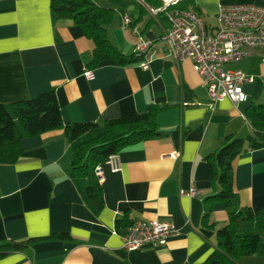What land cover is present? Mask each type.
<instances>
[{
	"label": "crops",
	"instance_id": "crops-1",
	"mask_svg": "<svg viewBox=\"0 0 264 264\" xmlns=\"http://www.w3.org/2000/svg\"><path fill=\"white\" fill-rule=\"evenodd\" d=\"M89 1L115 11L108 36L123 55H135L141 42L152 43L140 61L127 66L106 61L88 69L92 42L73 20L56 18L51 0H0V104L53 90L64 124L103 123L151 104L165 106L156 116L160 134L122 150L120 172L103 166L100 211L86 196L88 179L71 177L63 130L25 137L20 159L0 167V244L55 233L70 239L36 242L0 264H203L216 250L218 230L229 221L224 204L213 200L220 187L210 182L207 158L228 134L246 144L255 141L245 112L251 104H263L264 52L249 49L246 58L229 64L234 69H227L254 77L244 85L248 102L236 106L225 100L212 111L192 62L177 63L169 55L163 37L170 24L163 13H152L143 0ZM193 2L210 29L221 7L264 8V0ZM233 169L241 206L264 211V148L237 157ZM192 188L201 194H180ZM153 220L173 224L176 234L164 247L125 250L128 226ZM239 263L264 261L252 256Z\"/></svg>",
	"mask_w": 264,
	"mask_h": 264
},
{
	"label": "trees",
	"instance_id": "trees-1",
	"mask_svg": "<svg viewBox=\"0 0 264 264\" xmlns=\"http://www.w3.org/2000/svg\"><path fill=\"white\" fill-rule=\"evenodd\" d=\"M143 1L153 8L163 6L161 0ZM176 8L192 11L199 16L193 0H182ZM51 11L56 18L73 20L92 42L88 69L97 68L106 61H115L121 66L140 61L142 56H125L111 42L108 29L115 17L113 9L98 6L89 0H51ZM164 108L151 104L141 112H132L103 123L64 124L53 90L28 100L0 104V167L14 164L20 159L25 137L63 130L72 155L71 177L88 179L86 196L92 206L100 211L104 207V196L95 174L96 168L125 148L158 137L156 116ZM245 117L255 132V141L246 144L244 139L228 134L207 158L210 182L220 187L213 200L224 204L229 221L218 230L216 250L203 264H240L241 258L252 256L264 259V211L255 213L251 208L241 206L234 189L233 169L237 157L264 148V104H251ZM174 135L176 143H179V136ZM122 225L117 221L118 229ZM54 239L66 240L70 236L55 233L42 238L7 241L0 244V259L12 253L27 252L36 242Z\"/></svg>",
	"mask_w": 264,
	"mask_h": 264
},
{
	"label": "built area",
	"instance_id": "built-area-1",
	"mask_svg": "<svg viewBox=\"0 0 264 264\" xmlns=\"http://www.w3.org/2000/svg\"><path fill=\"white\" fill-rule=\"evenodd\" d=\"M161 1L163 6L151 8V12L163 13L170 24L163 37L169 55L177 63L187 60L192 62L193 69L202 78L207 90L209 109L215 110L216 105L225 100L236 106L247 103L244 85L253 83L254 77L238 69L226 70L225 66L246 58L249 49L264 52V8L255 5L221 7L216 15L215 26L210 29L196 13L176 8L182 0ZM123 21L124 24L130 23L128 17H124ZM151 44L141 42L136 55L143 57ZM86 75L92 78L91 72ZM104 165L113 173L121 171L118 154L110 156L96 168L95 174L99 179H102ZM180 194L194 197L201 191L192 188ZM176 232V227L168 222L136 221L123 235V248L136 251L147 246L164 247Z\"/></svg>",
	"mask_w": 264,
	"mask_h": 264
},
{
	"label": "rangeland",
	"instance_id": "rangeland-1",
	"mask_svg": "<svg viewBox=\"0 0 264 264\" xmlns=\"http://www.w3.org/2000/svg\"><path fill=\"white\" fill-rule=\"evenodd\" d=\"M234 69V66H231V65H227V66H225V69L227 70V69ZM261 102H263V104H264V99H262V101ZM257 257V256H256ZM260 259H262V261H264V259L263 258H260Z\"/></svg>",
	"mask_w": 264,
	"mask_h": 264
}]
</instances>
